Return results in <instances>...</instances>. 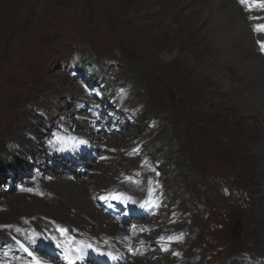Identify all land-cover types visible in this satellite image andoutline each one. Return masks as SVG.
Segmentation results:
<instances>
[{
  "label": "rangeland",
  "instance_id": "374dc122",
  "mask_svg": "<svg viewBox=\"0 0 264 264\" xmlns=\"http://www.w3.org/2000/svg\"><path fill=\"white\" fill-rule=\"evenodd\" d=\"M230 1L242 20L213 38L190 0H0V264H123L35 225L68 180L129 231L128 261L264 263V0ZM110 178L128 187L103 193Z\"/></svg>",
  "mask_w": 264,
  "mask_h": 264
},
{
  "label": "bare ground",
  "instance_id": "6f19581e",
  "mask_svg": "<svg viewBox=\"0 0 264 264\" xmlns=\"http://www.w3.org/2000/svg\"><path fill=\"white\" fill-rule=\"evenodd\" d=\"M190 1H191L190 3L191 11H194L198 14H204L206 17L211 18L213 20V24H214V31H213L214 34L212 35L213 38H218L220 34L224 33L228 25L237 24L242 20V19L240 21L236 20L237 16L238 18L242 17L239 14L240 7L238 8L230 0H190ZM147 2L149 4V10L156 8V5L152 2V0H147ZM162 17L164 19H167L168 22L170 21V17L166 12L163 13ZM171 24H173V22H171ZM185 24L186 25L184 26H186L187 30L189 31L188 32L189 39L187 40V42L183 44L180 43L178 45L179 51L177 55L180 56V58L182 59V61L184 62L186 66L192 67L195 64L193 57L190 54L184 55L181 52V50H186V48L191 47L192 41H194V37L192 36V30H191V28L194 27V23L191 20H188L186 21ZM261 38H264V35H261ZM244 55L245 57L248 56L247 58L253 59L252 57L253 53H250L248 55L244 54ZM163 56L165 58H171V55L169 54L168 51L165 52ZM259 69L261 70V72L264 73V68L262 67V65L259 66ZM97 136H99V134L96 132V133H93V135H91L90 138H96ZM100 137L102 136L100 135ZM80 180H83V179H80ZM88 186H89L88 183L84 181L78 182V181H72V180L64 181V182H61L55 185L53 183L47 185L46 189L49 190L50 193L54 194L55 202H51V204H49L50 207L46 206L47 208L41 210L40 212L33 211L31 213L30 216L35 218V225L42 227L43 229H41V231L50 230L53 233L52 236L54 240L57 241L62 238L61 237L62 233L55 232V227L52 224V222H54V220L58 221L59 223L64 224L67 229L74 232L76 236L79 238V240L84 241L85 238H87L88 240L93 239L92 241L94 245L96 246L95 248L105 247V246H106L105 248H108V249L110 248V250H112L110 251L111 258L112 259L114 258L118 261L117 257L119 255L122 258L120 260H123V264H174V261L170 259V256L174 255L173 252L171 251H167L165 254L163 253L159 256L156 254L152 255L148 252V254L146 255L144 254L142 257L141 255L136 256L135 251H134V254L131 256L132 261H128L127 258H124V252L133 253L132 248H135V244L133 246L129 244V238H130L129 231H125L123 226L113 221H110L100 212L99 207L94 205L91 195L90 193H88V190H87ZM97 186L98 188L102 189L103 193H106L108 191L115 190V189L117 190V192H122V191L124 192L127 184L125 183L121 184L117 182L113 183L112 179L110 178L108 181L102 180ZM132 191L135 194L136 193L141 194L139 195L141 198L145 197V195L141 193L139 186H136V188L134 187ZM21 206H22L21 204L17 206V210L19 211V213L27 212L28 209H23ZM117 222H120V221L118 220ZM135 223L139 224L138 222H135ZM141 223H144V222H141ZM56 233L58 234L56 235ZM54 235H56V237ZM255 235H258V234L255 233ZM87 239H85L86 241L84 242H88ZM148 244H150V242ZM59 248L64 250L66 247H64V249L61 247ZM259 249L261 251L262 258H264V241L262 243V246H259ZM67 250L68 249L64 250V254ZM83 250H85L84 247L82 248V251ZM68 251H76V250L72 248L71 250H68ZM68 251L67 253H69ZM115 253H117L118 255H116ZM36 256L39 259V260L36 259L38 264H42V263L46 264V262L47 264H58L57 261L44 260V258L40 257L39 254H36ZM86 256H87V253L86 251H84L82 255L78 256L79 257L78 259H81V261L83 260L85 261V263L87 262L86 264H89L86 259ZM67 257H74V256H70L66 254L65 258Z\"/></svg>",
  "mask_w": 264,
  "mask_h": 264
},
{
  "label": "snow or ice",
  "instance_id": "6c2138e0",
  "mask_svg": "<svg viewBox=\"0 0 264 264\" xmlns=\"http://www.w3.org/2000/svg\"><path fill=\"white\" fill-rule=\"evenodd\" d=\"M252 2H255V0H252ZM241 4H248L249 0H240ZM257 31H264V25H260L256 29ZM258 43L261 45L262 51H264V41H258ZM83 143V141H82Z\"/></svg>",
  "mask_w": 264,
  "mask_h": 264
}]
</instances>
